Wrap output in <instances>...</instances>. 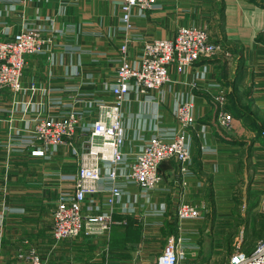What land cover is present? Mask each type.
Masks as SVG:
<instances>
[{
  "label": "crops",
  "instance_id": "1",
  "mask_svg": "<svg viewBox=\"0 0 264 264\" xmlns=\"http://www.w3.org/2000/svg\"><path fill=\"white\" fill-rule=\"evenodd\" d=\"M120 3L0 0L1 39L31 26L45 40L40 52L25 56L22 89L0 90V264H26L18 251L30 247L43 251L52 245L51 211L59 193L72 190L67 176L77 168L72 146L85 149L80 140L45 145L34 139L30 134L34 119L80 110L83 127L91 124L96 102L112 98L110 86L120 45L126 42L129 59L137 61L145 40L171 37L184 24L205 26L221 49L185 71L172 69L170 80L145 94L131 87L121 107L125 130L121 149L126 163H131L149 136L177 127L174 109L187 100L193 104L194 116L186 128L190 158L182 164L173 158L161 161V179L144 195L137 184L119 177L124 193L115 203L102 204L107 191L101 189L87 197L83 209L109 213L112 224L143 222L145 238H138L135 246L115 249V262L154 264L165 237L174 234L185 245L187 258L182 264H198L192 224L204 221L206 213L201 220L180 219L176 216L180 202L227 214L231 204L240 209L251 205L250 193L258 189L260 204L264 192V0H158L151 9L133 8L130 28L123 24ZM220 110L232 115L228 127L217 121ZM37 148L43 154L32 152ZM106 166L101 165L102 171ZM108 185L101 183L102 188ZM237 190L246 192L242 205L236 203ZM252 215L248 209V220L255 223ZM128 230L122 228L119 234ZM151 238L159 239L158 244Z\"/></svg>",
  "mask_w": 264,
  "mask_h": 264
},
{
  "label": "built area",
  "instance_id": "2",
  "mask_svg": "<svg viewBox=\"0 0 264 264\" xmlns=\"http://www.w3.org/2000/svg\"><path fill=\"white\" fill-rule=\"evenodd\" d=\"M157 3L158 0H121V19L125 28L131 27L133 8L143 11ZM44 42L39 29L31 26L21 28L7 38H0V90L22 89L25 56L40 52ZM127 45L124 42L119 47V63L110 86L112 98L96 102L91 124L83 127L82 111L68 110L57 116L36 117L31 127V136L45 145L71 144L73 140H80L82 144L84 141L85 144L84 150L72 146L78 158L75 172L67 176L72 182V190L60 192L51 211L50 233L56 240L75 238L82 233H108L113 222L110 214L99 210L85 211L83 204L88 196L104 189L107 194L102 204L111 206L124 193L119 177L137 184L140 194L144 195L160 181L161 161L173 158L182 164L190 158L186 128L194 121L192 102H178L174 109L177 127L149 136L131 163H126L121 149L125 137L121 107L131 87L145 94L170 80L172 69L185 71L196 61L215 54L221 46L210 37L205 26L196 24L178 26L171 37L145 40L137 61L129 59ZM231 119L232 115L227 111L220 110L217 114V121L223 127H228ZM32 152L43 154V150L38 148ZM102 164L107 165L105 171H102ZM184 168L182 166L181 170ZM102 181L109 182V185L102 188ZM259 210L264 221V192ZM176 216L184 219L202 217L203 213L195 204L180 202ZM17 256L26 264H43L34 247H30L28 252L18 251ZM186 258L181 236L169 234L154 264H182ZM225 264H264V233L249 249L237 243Z\"/></svg>",
  "mask_w": 264,
  "mask_h": 264
},
{
  "label": "rangeland",
  "instance_id": "3",
  "mask_svg": "<svg viewBox=\"0 0 264 264\" xmlns=\"http://www.w3.org/2000/svg\"><path fill=\"white\" fill-rule=\"evenodd\" d=\"M236 193V203L242 205V197L244 198L246 196V192L237 190ZM258 197L259 190L253 189L249 199H247L251 205H255L254 208L247 203L244 208L241 207L240 209V206L237 207V210L231 204L228 207L227 214H218L215 210L209 211L208 209L207 211L205 207H199L203 215L206 213V219L204 221H198L192 224L197 239L194 245L198 246L196 250L194 249V255L199 260V263L225 264L230 253L237 247V243L243 248L249 245L252 246L264 233V227L262 226L263 219L258 210V208L260 209V204L259 206L257 205ZM248 209L253 214L255 223L248 220ZM196 219L201 220L199 217ZM148 226L153 227L152 224H148ZM136 227L137 229H134ZM122 228H129L131 231L129 232L128 230L127 232L124 231L122 234H119ZM111 229L110 234L109 231L108 233L102 231L98 234L82 233L75 238L61 240H56L51 236L52 240L49 242L52 244L51 246H46L43 251L36 250L43 264H101L106 262L105 256L108 255V248L111 247V252L108 256L110 261L108 263L121 264L120 262L114 261V258H117L114 250L135 246L138 238L141 237V239H144L145 237H143L144 234L142 232L143 222H138L137 226L131 222L128 224L113 223ZM138 230L139 232L137 233ZM152 236L154 237L155 235ZM150 240L153 241V244H158L157 241L159 239L151 238ZM97 256H100V260L95 258Z\"/></svg>",
  "mask_w": 264,
  "mask_h": 264
},
{
  "label": "trees",
  "instance_id": "4",
  "mask_svg": "<svg viewBox=\"0 0 264 264\" xmlns=\"http://www.w3.org/2000/svg\"><path fill=\"white\" fill-rule=\"evenodd\" d=\"M262 226L264 227V221H263V223H262ZM251 246L249 245V246H246V247H244L245 249H249Z\"/></svg>",
  "mask_w": 264,
  "mask_h": 264
}]
</instances>
